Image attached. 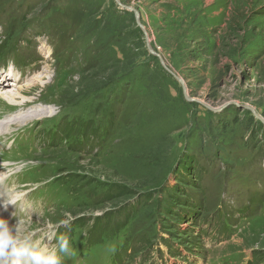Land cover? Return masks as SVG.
I'll use <instances>...</instances> for the list:
<instances>
[{
    "label": "rangeland",
    "instance_id": "obj_1",
    "mask_svg": "<svg viewBox=\"0 0 264 264\" xmlns=\"http://www.w3.org/2000/svg\"><path fill=\"white\" fill-rule=\"evenodd\" d=\"M120 1L138 9L144 28L116 0H0V74L6 71L5 83L0 82V123L27 117L0 127V193L3 202L8 197L16 201L8 210L0 204V216H10L12 224L23 217L37 238L66 234L70 254H62V264H107L113 257L125 261L113 251L118 250L114 242L103 243L108 241L109 214L97 219L105 211L89 201L81 202V209L90 207L87 211H78L76 204L87 192L95 196L107 189L95 184L81 188L77 179L73 188L68 176L75 169L69 164L72 148L82 167L100 173L104 182L140 186L149 180L151 186L140 190V195L151 194L149 205L135 196L115 199L107 210L140 204L145 217L131 221L126 233L131 240L157 227L182 245L175 253H193L189 260L167 257L159 264H264V122L241 108L252 106L264 119V0ZM110 9L123 12L122 22L110 18ZM90 21L100 22L98 29L87 28ZM135 67L132 77L122 80ZM104 76L115 83L97 89ZM81 84L97 89L96 94L82 95L81 106L74 105ZM25 87L29 92L20 91ZM6 93H18L16 101L2 96ZM98 103L105 121L110 113L115 120L105 142V129L93 134L88 125L81 128L76 122L80 116L93 117ZM55 115L62 116L61 132L51 135L52 146L36 148L41 133L38 138L28 134L35 127L29 125ZM105 121L98 119L107 126ZM45 138L50 139V132ZM12 139L18 141L10 148ZM98 149L102 159L96 166L92 157ZM192 157L203 171L202 183L184 166ZM89 171L81 175L96 178ZM54 175L61 179L53 181ZM162 179L166 182L158 185ZM179 183L188 189L183 199L204 198V214L222 205L223 226L215 238H206L204 247L187 228L190 223L171 214L175 206L185 208L170 196Z\"/></svg>",
    "mask_w": 264,
    "mask_h": 264
},
{
    "label": "trees",
    "instance_id": "obj_2",
    "mask_svg": "<svg viewBox=\"0 0 264 264\" xmlns=\"http://www.w3.org/2000/svg\"><path fill=\"white\" fill-rule=\"evenodd\" d=\"M105 12V11H104ZM101 12V13H104ZM110 13V18H117L116 22H122V18L124 16L123 12L118 14L117 10H112L110 9L109 12ZM100 22L97 24V22L94 21H90L89 25L87 26V28H90L94 25H97V29L100 26L99 25ZM12 27V26H11ZM96 27V26H95ZM94 27V28H95ZM12 36V35H10ZM18 36L16 35V38ZM116 46L121 48V52L120 54L123 52V48L124 45L122 44V41L117 42ZM119 58V57H116ZM121 58V57H120ZM124 59L123 57L120 59V61L122 62ZM107 62V61H106ZM105 62H103L104 64ZM136 67L128 72H126L127 74L122 76V80H129L132 75L135 73ZM92 74H98L100 75L102 78L103 76L101 75L102 73L99 71H95L92 72ZM106 72L104 71L105 75ZM114 77V76H112ZM111 77V78H112ZM105 78V76H104ZM115 82L111 83L108 82V79L105 78V82L102 81H97V89H106L109 86H111L112 84H114ZM77 90H81V95L78 96L76 99H78L74 105H80L83 101V97L81 98L82 95L84 96H89V95H93L96 94L97 89H90V87H86V84H81L79 87L77 86ZM83 91V92H82ZM88 94H86V93ZM64 101H67V99H64ZM92 102L91 101L89 103V106L87 108V110L91 109L92 106ZM85 113L87 115H89L87 113V111H85ZM102 110L100 108V105L98 103V105L95 108V115L93 117H88V118H84V116H80L77 119V123L81 125V128L84 127L85 125L89 126V129L93 131V134L95 133V129H105L103 132V139L101 142H105L107 133L111 132L110 129H112L114 127V122L115 120H113V116L110 113L109 114V118L107 119V121H105L104 117L102 116ZM116 117V115H115ZM62 118L58 117L57 115L43 120V121H38L35 124L34 127V131L30 130V133H32V135L37 137L38 133H41V137L42 140L36 145V148L42 146V147H49L52 146L53 144L50 143L52 137L51 135L55 132L60 133L61 130L58 129V120ZM66 117H63V120H65ZM248 118V117H247ZM98 119H103L105 122H107V126H103L101 124H99ZM116 119V118H115ZM250 119L248 118V122ZM254 122V120H253ZM68 125L71 124V121H67ZM74 135H78L79 131L77 132L75 130V127L72 126L71 127ZM109 129V130H108ZM35 130H37V132H35ZM116 129H114L115 131ZM50 132V139L45 138L46 133ZM38 138V137H37ZM72 151L73 156L69 159V164L75 168L74 170L71 171V175L68 176H72V186L75 189V184H73V182L77 179L78 183H82L84 184V186L88 189V185H93L95 184L96 186H101L103 188H106L107 190L103 193V194H95V196H92V194L90 192H87L84 196V198L80 201L77 202L76 206L78 208L81 207V202L86 203V201L91 202V205L94 209L97 210H104L105 212L103 213V215L98 216L97 219L106 217V215L109 214V218L107 219L106 224L108 223L109 226V234H108V241H103V243H109V242H114L115 243V249L118 250H113V251H117L119 252V254L121 255V257L125 258V261L122 260L119 257H113L114 260L112 262H107V264H120L121 261L125 262V264H159V261L161 262V260L163 258H167V257H173L175 259H178V257L184 256L185 259L184 260H189V256L190 254H193L192 252H186V255L183 254H179V253H175L177 250V247H182V245L178 244V243H172L167 237L162 236V233L160 232V228L155 227L153 230H151L150 232H146V233H139L137 239L135 240H131L130 235L126 234L127 231H129L130 225L132 224L131 221H135L136 219L139 218V216L145 217V215H143L142 213H139V209L138 206L140 204L134 205V204H129L126 203V208L124 210H107L109 208V206H107L109 203H111V205H113V203H117L114 202L116 200H123L125 198L128 197H135V196H139L140 199L144 200V203L147 202V204L149 205V203L151 202V194L147 193L144 195H140V190H145L147 188H149L151 185H147V182L149 180H145L144 181V185H140V186H132L130 184L127 183H123L120 181H115V180H107V182L102 181L101 179V175L100 173H96L93 170L89 171L87 168L82 167L81 165V158H77V156L74 155V149L69 148ZM54 151V149H52ZM79 157H81L80 155H78ZM155 156V154L153 155ZM100 157V158H99ZM156 157V156H155ZM102 156L100 154L99 149L97 151L94 152V155L92 157L93 160V165L99 166L100 162H101ZM155 162V159H153V162ZM144 163L146 164H151V162H149L147 160L144 161ZM187 168H192V172L190 173V175L194 174V178L196 180L203 181V174H202V170L199 169L196 160L192 157L187 159V161L185 162V165ZM131 169V173H132V167H128L127 171ZM197 169V170H196ZM84 171H89L90 173H92L93 175L96 176V178H92V179H85L84 176H82L81 174ZM189 175V176H190ZM116 177H119L117 175H115ZM61 176L59 175H54L53 181H55L57 178H60ZM61 179V178H60ZM59 179V180H60ZM189 179H191L190 177L186 178L185 180H188V182L190 181ZM182 181V180H181ZM166 180L162 179L160 181V183L158 185H162L163 183H165ZM185 183L187 181H184ZM154 181L152 183V185H154ZM157 185V186H158ZM156 187V186H155ZM201 187V184H200ZM175 190H172L170 193L171 198L174 201H177L178 204H183L185 206V208H183V210L178 211L179 206H175L173 208V210H171V214L180 217V220H187V223H190L191 226H188L187 228L190 230V232L196 236L201 243V246L206 244L205 240L206 238H215L217 235V229H219V225L223 226V208L221 203L219 202V204L215 207V209H213V211L209 214H204L206 211V204L203 205V201L204 198L202 199H196L195 201H188L187 198L183 199L184 196L183 194H186L185 192L188 191V189H184L181 188V184L179 183V185H177L176 187L174 186ZM205 191V190H204ZM168 195V194H167ZM204 193H203V197H204ZM92 198V199H91ZM206 198V196H205ZM116 199V200H115ZM114 200V201H113ZM187 202V203H186ZM143 204V203H142ZM113 207V206H110ZM90 207L88 208H83L78 211L82 212L83 210H88ZM89 211H93V210H89ZM203 213V214H202ZM93 215V214H92ZM91 215V216H92ZM78 218V219H77ZM75 218L74 222H76L77 220H80L79 217ZM94 219V218H92ZM193 226V227H192ZM77 233L76 228L74 227V229L72 230L71 234L72 236H74ZM172 239V238H170ZM176 245V246H175ZM83 247H85L82 244ZM216 246V245H215ZM101 247L100 246V250L101 251ZM184 247V244H183ZM94 254L96 253L95 250H91ZM98 251V252H99ZM90 252V250L88 251V253ZM257 262H259L260 260H256Z\"/></svg>",
    "mask_w": 264,
    "mask_h": 264
},
{
    "label": "clouds",
    "instance_id": "obj_3",
    "mask_svg": "<svg viewBox=\"0 0 264 264\" xmlns=\"http://www.w3.org/2000/svg\"><path fill=\"white\" fill-rule=\"evenodd\" d=\"M10 204L15 205L16 201L8 197L3 206L7 209ZM13 216L18 215L13 213ZM27 223L21 216H18L15 224L0 218V264H62V254H70L68 236L53 233L37 238L38 233L30 231Z\"/></svg>",
    "mask_w": 264,
    "mask_h": 264
},
{
    "label": "water",
    "instance_id": "obj_4",
    "mask_svg": "<svg viewBox=\"0 0 264 264\" xmlns=\"http://www.w3.org/2000/svg\"><path fill=\"white\" fill-rule=\"evenodd\" d=\"M116 2L119 4V5H121V6H123V7H126L127 9H129V10H131V11H133L134 13H135V15H136V19H137V23H138V25L139 26H141L142 28H144V26H143V24L141 23V21H140V12L138 11V9H136V8H134V7H131V6H126V5H123L122 3H121V1L120 0H116ZM145 35H146V37H147V45H148V47H149V50L153 53V54H155L156 52L151 48V46H150V43H149V38H148V33L145 31ZM158 55V54H157ZM160 57V56H159ZM160 60H161V62L165 65V63H164V60L162 59V58H160ZM169 72L170 73H173V72H171V70L169 69ZM174 74V73H173ZM175 75V74H174ZM175 78L182 84V86H183V88L184 89H186V85H185V83H184V81H183V79H181L180 77H178V76H176L175 75ZM241 108H246V109H250L253 113H254V115L256 116V117H258L259 119H261L263 122H264V119L255 111V109L252 107V106H249V105H241Z\"/></svg>",
    "mask_w": 264,
    "mask_h": 264
},
{
    "label": "bare ground",
    "instance_id": "obj_5",
    "mask_svg": "<svg viewBox=\"0 0 264 264\" xmlns=\"http://www.w3.org/2000/svg\"><path fill=\"white\" fill-rule=\"evenodd\" d=\"M19 62V61H18ZM21 65V64H20ZM1 78V77H0ZM12 79H16V77H14V78H12ZM12 79H9V81H11ZM39 79H40V77H38L37 79H35L36 81L38 80L39 81ZM5 82H2V84H4ZM11 83V82H10ZM27 86H29V84L27 85ZM2 88V87H1ZM27 88L28 87H25L24 89H21L20 91H22V92H29V90H27ZM18 93H20V92H18ZM18 93H11V94H4V95H2V96H4V97H6L7 99H10V100H15V96L16 95H18ZM16 101V100H15ZM18 103V102H17ZM19 104V103H18ZM24 106H28V104H26V105H24ZM51 111V110H50ZM36 112V111H35ZM38 113V112H37ZM41 113V112H40ZM35 114V113H34ZM48 114V113H47ZM38 115V114H37ZM44 115H45V113H44ZM27 117L23 114H20V115H16V117L13 119V120H11V121H8V122H6V123H0V127L2 126V125H5V127H11L12 125V123H18V122H22V121H25V120H27L26 119ZM45 118V117H44ZM17 197H18V195H16ZM5 196H3V195H0V200H2L3 198H4ZM19 200V199H18ZM0 218H4V219H7V220H9V222L10 223H12V221H11V217L9 216V217H7L6 215H2V216H0ZM76 223V222H75ZM107 237V236H106Z\"/></svg>",
    "mask_w": 264,
    "mask_h": 264
}]
</instances>
